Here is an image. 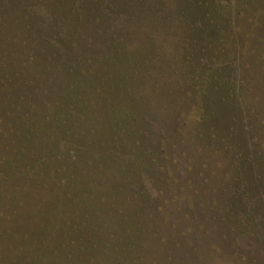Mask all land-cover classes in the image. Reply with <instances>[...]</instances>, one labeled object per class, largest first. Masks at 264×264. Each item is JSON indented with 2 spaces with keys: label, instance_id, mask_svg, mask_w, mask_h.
Listing matches in <instances>:
<instances>
[{
  "label": "trees",
  "instance_id": "1",
  "mask_svg": "<svg viewBox=\"0 0 264 264\" xmlns=\"http://www.w3.org/2000/svg\"><path fill=\"white\" fill-rule=\"evenodd\" d=\"M16 1L17 4L13 3ZM195 1L192 4L191 0H180L171 12L176 25L164 29L175 31L181 24L176 32L185 33L187 38L200 37L201 42L181 44L180 65L164 69L175 70L177 76L171 75L174 84L156 81L146 85L139 77H149L156 69H145L140 63L143 57L146 63L150 62L147 56L152 57L153 46L142 49L135 60L125 48L132 38L129 31L151 23L152 0H0V6L7 3L0 7V101L23 102L8 113L20 120V144L27 147L33 143V152H44V156L33 155L39 162L35 171L49 162L45 160H56L51 180L58 175V192L51 202L42 195L36 206L37 238L42 244H34L33 253L23 249L12 253L9 264H178L176 254L181 253L183 245L172 240L175 230L167 235L163 234L166 231L163 224L159 226L158 205L145 188L144 155L150 152V147L158 145L154 140L158 134L164 137L161 144L167 153L178 136L182 139L179 145L201 136L210 138L214 144L234 142L235 148L240 135L247 132L220 115V109L212 107L213 102L233 100L236 88L234 94L230 90L224 96L222 88L228 73L225 68L229 64L222 52L226 40L219 29L213 32L209 25L216 26L218 22L214 20V11L205 10L201 1L199 5ZM224 3L215 2L218 12H222ZM90 12L94 13L97 25L85 30L82 18L89 19ZM155 32L153 29L149 36ZM97 41L102 44L95 45ZM18 44H22V49ZM39 77L43 82H38ZM137 77L138 83L132 81ZM32 87L40 100L44 95L56 97L47 107L39 109L30 93ZM213 90L216 95L212 96ZM17 91L23 95L20 99L15 96ZM172 93L185 97L168 98ZM154 94L163 99L150 97ZM187 97L198 108L191 123L180 120L183 117L180 105ZM50 105L51 116L46 114ZM183 123L190 125V135H186ZM250 135L255 142L257 136L253 132ZM114 148L127 157L116 154ZM89 151H94L96 159L106 161L111 169L94 170L90 160L78 159ZM169 157L167 160L172 158ZM60 162H64L62 166ZM128 162L131 169L126 171ZM9 165L13 164L8 158L0 157V195L9 191L2 182L15 177ZM168 175L171 177L172 173ZM161 180L165 185L173 182L166 177ZM187 191L183 188V192ZM245 194L248 198L249 192ZM198 195L189 199L192 206H201ZM224 196L221 204L224 211L220 212L224 237L229 235V226L231 231L240 226L243 233L250 223L246 219L252 217L242 214V208L232 213L231 204L239 196ZM226 198L230 203L227 208ZM263 212L259 209L256 219L261 220ZM202 213L208 215L209 211ZM195 237L187 245L198 252L203 245L201 234ZM157 245L160 247L156 248ZM183 263L190 264V260Z\"/></svg>",
  "mask_w": 264,
  "mask_h": 264
},
{
  "label": "rangeland",
  "instance_id": "2",
  "mask_svg": "<svg viewBox=\"0 0 264 264\" xmlns=\"http://www.w3.org/2000/svg\"><path fill=\"white\" fill-rule=\"evenodd\" d=\"M179 1L152 0L154 9L150 12L151 23L128 32L132 34V38L128 39L127 46L129 47L125 50L132 54L134 60L145 47L153 46L150 48L155 51L152 57L147 56L150 58L149 63H146L144 57L142 58L140 65L142 64L145 69L150 67L156 70L149 77L138 76L141 83L146 85L154 84L156 81L163 84L173 83L175 78L173 80L171 75L177 76V73L175 70L166 71L164 69L172 65L177 67L180 65L178 54L181 44L193 45L201 42L200 37L187 38L185 33L176 32L181 24L177 25L175 31H165V26L173 29L176 25L173 22L176 17H171V12L174 7L179 6ZM200 1L205 6V10L208 9L209 12L211 10L212 13L214 11V20L218 22L216 26L209 24L212 26V31L219 29L226 40L222 52L229 60V64L227 69L225 68L228 73L222 88L224 96L230 94L228 93L230 90L234 94L236 88V96L233 100L213 102L212 107L220 109V115L230 118L237 127L243 126L247 132L245 131V136L240 135L235 148L234 142L227 145H222V142L214 144L210 138L201 136H197L195 141L179 145L182 139L178 136L174 139L172 146H167V153L161 144V139L164 137L158 134L154 139L158 141V145L150 147V152L144 155L145 188L147 194H151L158 205L159 211L156 213V218L160 220L159 226L162 227L163 224L166 230L163 234L170 235L175 230L172 240L183 245L181 253L176 254L179 259L178 264H185L183 260L188 261V259L190 264H264V212L261 220L255 217L259 209L264 211V0H222L223 3L226 2L222 6V12H218L219 8L214 5L217 0H196L195 2L199 5ZM13 3L17 4V1ZM191 3L194 4V0L193 2L191 0ZM6 5L7 3H3L1 6ZM93 14L90 12L87 20L86 16L82 18L85 30L97 25ZM197 14H199L198 10ZM130 23L133 26L135 24L131 20ZM153 29L157 32L149 36ZM96 44L102 43L97 41ZM18 45L19 49H22V44ZM102 47L103 45L100 46ZM220 59L221 57H216L217 61ZM137 65L139 66V63ZM164 74H168L169 77H164ZM138 77L132 78V81L137 82ZM32 78L36 81L34 77ZM37 80L43 82L41 77ZM34 90V87L30 88V93L38 102L39 109L47 107V104L54 99L53 97H56L44 95L40 100L41 97ZM15 94L17 99L23 96L18 91ZM214 94L216 95V92L213 90L211 95ZM167 96L179 99L184 95L172 93ZM150 97L163 99V96L158 94ZM3 101H0V157L8 158L13 164L9 165V169L15 172V177L2 182L9 191L0 195V264H9L8 261L13 259L12 253L21 252V249L33 253L34 244H42L37 238L39 210L36 206L42 195H45L47 201L51 202L54 194L58 192L56 190L58 175L51 180V175H53L51 171L56 172V160L53 162L47 158L45 161L49 162L44 163V167L35 171L39 162L33 155L43 154L44 156L45 154L42 151L33 152V143L27 147L20 144L22 136H20V120L8 115L23 102ZM231 102L234 103L233 106ZM195 105L193 99L187 97L183 105H180V112L183 116L180 120L191 123V119L196 117L198 111V108H194ZM49 107L46 114L51 116L53 109L51 105ZM182 126L186 135H190V125L183 123ZM251 132L257 136L255 142L252 141ZM129 140L135 142L134 138ZM91 151L78 159L84 162L90 160L93 166L91 169L94 170L111 169L106 161L96 159L95 150ZM115 151L118 154L119 151L117 149ZM119 153L127 157L126 153ZM225 154H230L229 158ZM167 156L172 158L167 160ZM20 158L24 160L21 161ZM62 163L60 162L61 166ZM130 163L128 162L126 171L131 169ZM169 172L172 173L171 177L168 175ZM62 176L64 177V173ZM162 177H166V180L171 179L173 182L165 185L161 180ZM43 182H45L44 185L41 184ZM183 188L188 191L183 192ZM244 191L249 192L248 198ZM193 194H199L197 201L201 206L195 204L192 206L188 202ZM224 194L239 196L234 200V205L231 204L232 213H237L242 208V214H249L252 217L246 219L250 223L246 224L243 233L240 226L234 227L233 231L229 226L231 232L229 231V235L224 237L226 231L221 221L223 215H220V212L224 211L221 205ZM238 203L240 206L237 205ZM229 206L230 203L227 200L226 208ZM202 211H209V213L208 215L203 214ZM240 215L235 216L240 217ZM214 216L217 218L212 219ZM166 218L168 219L165 222ZM183 232H186V236L182 235ZM197 234H201L203 245L198 252H195L187 243L195 241ZM31 259L33 260V257ZM147 263H152V261Z\"/></svg>",
  "mask_w": 264,
  "mask_h": 264
}]
</instances>
